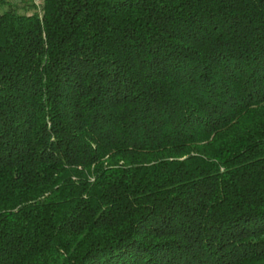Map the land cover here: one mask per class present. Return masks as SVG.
<instances>
[{
    "label": "trees",
    "instance_id": "obj_1",
    "mask_svg": "<svg viewBox=\"0 0 264 264\" xmlns=\"http://www.w3.org/2000/svg\"><path fill=\"white\" fill-rule=\"evenodd\" d=\"M0 264H264V0L0 11Z\"/></svg>",
    "mask_w": 264,
    "mask_h": 264
},
{
    "label": "rangeland",
    "instance_id": "obj_2",
    "mask_svg": "<svg viewBox=\"0 0 264 264\" xmlns=\"http://www.w3.org/2000/svg\"><path fill=\"white\" fill-rule=\"evenodd\" d=\"M18 10L19 12H42V4L36 0H0V11Z\"/></svg>",
    "mask_w": 264,
    "mask_h": 264
},
{
    "label": "built area",
    "instance_id": "obj_3",
    "mask_svg": "<svg viewBox=\"0 0 264 264\" xmlns=\"http://www.w3.org/2000/svg\"><path fill=\"white\" fill-rule=\"evenodd\" d=\"M36 2H38V4H39V3H41V4H42V0H36Z\"/></svg>",
    "mask_w": 264,
    "mask_h": 264
}]
</instances>
